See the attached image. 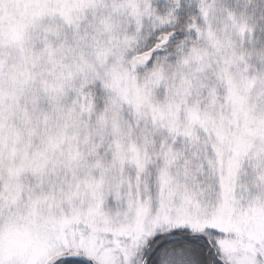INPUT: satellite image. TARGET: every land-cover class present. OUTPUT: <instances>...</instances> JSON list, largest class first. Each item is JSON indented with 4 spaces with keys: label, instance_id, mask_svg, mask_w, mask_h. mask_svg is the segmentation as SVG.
<instances>
[{
    "label": "snow or ice",
    "instance_id": "obj_1",
    "mask_svg": "<svg viewBox=\"0 0 264 264\" xmlns=\"http://www.w3.org/2000/svg\"><path fill=\"white\" fill-rule=\"evenodd\" d=\"M0 264H264V0H0Z\"/></svg>",
    "mask_w": 264,
    "mask_h": 264
},
{
    "label": "trees",
    "instance_id": "obj_2",
    "mask_svg": "<svg viewBox=\"0 0 264 264\" xmlns=\"http://www.w3.org/2000/svg\"><path fill=\"white\" fill-rule=\"evenodd\" d=\"M195 11H196V6L194 4H192L190 8H188V7H182V9L180 11V15L183 17L188 12H193L194 13Z\"/></svg>",
    "mask_w": 264,
    "mask_h": 264
},
{
    "label": "rangeland",
    "instance_id": "obj_3",
    "mask_svg": "<svg viewBox=\"0 0 264 264\" xmlns=\"http://www.w3.org/2000/svg\"><path fill=\"white\" fill-rule=\"evenodd\" d=\"M195 5V3H193ZM196 6V5H195Z\"/></svg>",
    "mask_w": 264,
    "mask_h": 264
}]
</instances>
